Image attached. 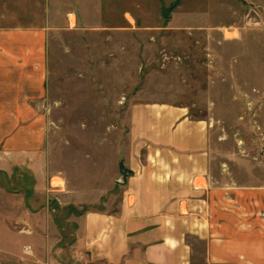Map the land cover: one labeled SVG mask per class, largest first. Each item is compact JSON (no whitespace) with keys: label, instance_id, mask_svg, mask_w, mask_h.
<instances>
[{"label":"rangeland","instance_id":"rangeland-1","mask_svg":"<svg viewBox=\"0 0 264 264\" xmlns=\"http://www.w3.org/2000/svg\"><path fill=\"white\" fill-rule=\"evenodd\" d=\"M1 37L38 38L44 90L37 150H11L19 126L0 122V264H80L75 220L117 207L139 107L205 125L216 187L264 191V0H0Z\"/></svg>","mask_w":264,"mask_h":264},{"label":"crops","instance_id":"crops-1","mask_svg":"<svg viewBox=\"0 0 264 264\" xmlns=\"http://www.w3.org/2000/svg\"><path fill=\"white\" fill-rule=\"evenodd\" d=\"M32 40L33 51H18L1 37L0 49V122L17 123L18 140L9 148L23 153L37 150L31 105L44 90L37 67L38 53H43L38 38ZM131 122V156L115 179L118 183L124 176L125 181L123 187L115 185L117 207L112 200L75 220L76 240L66 251L68 259L80 264H195L193 239L205 243L203 264H264V191L215 186L205 125L165 105L136 108ZM199 181L202 187L196 188Z\"/></svg>","mask_w":264,"mask_h":264},{"label":"water","instance_id":"water-1","mask_svg":"<svg viewBox=\"0 0 264 264\" xmlns=\"http://www.w3.org/2000/svg\"><path fill=\"white\" fill-rule=\"evenodd\" d=\"M118 183H121V184H124L125 183L124 176H122V178L118 180Z\"/></svg>","mask_w":264,"mask_h":264},{"label":"built area","instance_id":"built-area-1","mask_svg":"<svg viewBox=\"0 0 264 264\" xmlns=\"http://www.w3.org/2000/svg\"><path fill=\"white\" fill-rule=\"evenodd\" d=\"M29 249L27 248L26 251H28Z\"/></svg>","mask_w":264,"mask_h":264}]
</instances>
